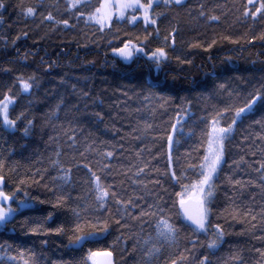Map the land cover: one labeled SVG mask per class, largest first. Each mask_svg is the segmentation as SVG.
<instances>
[{
  "label": "trees",
  "instance_id": "16d2710c",
  "mask_svg": "<svg viewBox=\"0 0 264 264\" xmlns=\"http://www.w3.org/2000/svg\"><path fill=\"white\" fill-rule=\"evenodd\" d=\"M4 2L6 9H0V98L11 87L16 96L11 116H24L14 130L0 126V175L5 177V191H13L23 179V190L45 203L37 201L34 209L0 226V264H85L90 249L110 250L115 264H145L139 241L152 229L144 224L142 232L139 220L131 218L122 221L124 227L115 224L119 217L114 203L109 204L113 222L98 241L72 247L68 239L71 233L46 231L64 221L67 212L57 208L53 220H45L62 194L53 188L51 179L57 175L51 163L57 159L56 150H60L62 165L71 168L72 183L64 193L74 201L89 195L85 183L89 174L84 165L95 171L107 164L106 182L113 183L123 199L137 204L129 209L132 215L147 211L156 195L162 194L155 185L157 179L168 189L163 195L171 204L168 194L179 191V185L156 171H169L167 133L179 120L183 135L177 137L180 143L172 152V170L178 171L203 155L201 129L215 110L226 105L242 107L257 91L264 95V40L260 39L264 16L245 18L242 12L247 0H184L179 7L155 8L154 12L164 15L158 17L156 26L148 28L153 35L147 46H163L168 52V60L157 71L145 59L128 64L111 54V47L120 46L125 39H143L142 22L135 26L115 23L111 29L98 31L94 23L66 11V0ZM21 2L35 7L36 14H20L17 5ZM201 11L204 16H200ZM49 12L56 20L68 19L69 27L45 20ZM209 16L219 20L211 21ZM173 28L174 46L171 37L164 42ZM213 39L216 43L209 48ZM20 75L25 79L35 76L30 94L20 92ZM232 114H225L221 123H230ZM29 119L33 123L25 133ZM73 136L75 144L69 139ZM262 136L264 100L237 121L226 145V162L217 180L210 218L225 231L222 244L211 252L200 243L193 247L182 230L178 245L165 246L152 264H171L173 259L177 264H199L204 255L211 264H240L234 257H242L244 264H260L264 258L256 249L264 251V170L257 169L264 164ZM108 151L113 152L111 158L104 156ZM138 169L143 171L138 173ZM233 207L249 215L234 218ZM37 224L42 230L32 233L30 229ZM198 239L206 242L204 235ZM181 254L186 259H180Z\"/></svg>",
  "mask_w": 264,
  "mask_h": 264
},
{
  "label": "snow or ice",
  "instance_id": "6c2138e0",
  "mask_svg": "<svg viewBox=\"0 0 264 264\" xmlns=\"http://www.w3.org/2000/svg\"><path fill=\"white\" fill-rule=\"evenodd\" d=\"M184 0H66L65 10L73 12L78 19H84L85 22H92L98 26V31H103L105 28L111 29L115 23H127L135 26L142 22L145 35L143 39L137 36L135 40L125 39L120 46L111 47V54L114 59H118L125 63L145 59L155 66L159 71L161 65L168 60V52L166 47H155L149 49L147 42L149 37L153 35L148 31L149 27L156 26L158 17L163 16V13L154 12L155 8H164L170 6H182ZM4 0H0V9H6ZM20 14L25 17L34 16L37 9L32 6L17 5ZM258 14L264 16V0H247L243 5L242 15L247 18L251 17L254 20ZM200 16H204V12H200ZM47 21H53L54 24H62L66 28L69 27L68 19L56 20L51 12L44 17ZM209 20L218 21V16H209ZM155 33L159 36V28L156 27ZM176 29L173 28L169 35L164 37L165 44L168 43L171 37V43L175 45L174 34ZM27 36V33H24ZM223 39L229 40L231 37L224 36ZM253 39H256L254 36ZM260 39L264 40V33H261ZM236 42V41H233ZM15 43V41H13ZM216 40L213 39L208 47L211 48ZM191 46V45H190ZM180 60V57H177ZM190 61H181V63ZM18 86L22 94H30L31 89L36 84L35 76H29L25 79L22 75L17 77ZM11 87L0 98V126L5 130H14L17 126V121L24 114L20 113L15 118H12L10 108H14L16 96L11 94ZM264 100V95L260 91L251 95L242 107L226 105L225 107L215 110L214 114L209 119H206L205 127L201 129L200 147L203 148V155L197 156L195 160L187 162L186 167H180L178 171L172 170L173 147L180 143L178 136L183 135V127L178 120L171 125V131L167 133V148H168V164L169 171L160 172L156 170L161 178L168 177V180L179 185V191L168 194L171 204L164 199L163 193H168V189L161 183V179L155 181V185L161 189L162 194H157L154 202L147 206V211L141 210L138 215H132L130 208L137 207L136 202L132 199L125 200L121 193L115 190L113 183H107V177L104 175L106 171H110L107 164H101L97 170H93L88 164L84 167L87 169L89 178L85 183L88 185L87 198H74L70 194L64 193V189L71 183V168H65L59 160L60 150L57 148V159L51 161L57 171V175L52 177L53 188L62 194L56 197L55 203L52 204L53 211L48 212L45 220H53L54 211L57 208H66L65 220L55 228H48L46 231L56 234H67L72 247H82L85 243L98 241L109 230V225L113 222L112 210L109 207L110 203L116 205L115 215L119 218L114 222L121 227L122 221L127 222L128 218L133 220L138 219L143 232V225L148 224L152 229L151 233H147L139 241L143 245V257L145 264H152V261L162 253L165 246L178 245V238L182 230L186 231L189 236V242L196 246L200 243L206 247L209 252L217 249L223 242L225 231L220 223L212 224L211 216L213 214L214 201L217 196V180L220 179V172L226 162V145L230 140L234 125L237 121L243 118L246 113H251L254 105ZM59 105L57 106V110ZM233 113L231 122L222 124L221 120L225 114ZM99 116V113H97ZM32 120H27V125L24 129L28 131V126L32 125ZM151 125H146L150 128ZM195 133H190L194 135ZM52 139V138H50ZM72 143L75 144V137H70ZM264 139V136L261 137ZM197 152L199 149L196 150ZM83 153H81V156ZM104 156L111 158L112 151L104 153ZM0 168H3V163L0 162ZM264 170V164L260 165V169ZM138 173L143 169H138ZM39 174V173H37ZM43 179V177H41ZM264 180V177H262ZM167 182V181H166ZM33 183L39 181L33 180ZM229 183L239 185L238 180H229ZM5 177L0 175V226L10 223L17 215H20L26 210H32L38 201L40 204L45 203L44 200H39L38 197H32L29 193L23 190L26 186L22 179L13 191H5ZM47 188L48 186L45 185ZM53 189H49L52 191ZM22 193V195H21ZM19 196V199L17 198ZM174 197V199H173ZM73 201V203H69ZM15 204V207H13ZM105 213H109L105 215ZM234 215L247 216L249 213L242 210L240 207H233ZM255 219V217H252ZM87 229V230H86ZM42 230L37 224L36 227L30 229L32 233H37ZM204 235L206 242H200L198 237ZM195 238V239H192ZM261 258H264V251L256 249ZM113 253L108 249L89 250L85 257V264H113ZM180 259H186L181 254ZM239 259L240 264H244L242 257H234ZM171 264H177V260H171ZM199 264H211L208 255H204L199 260ZM264 264V259L260 262Z\"/></svg>",
  "mask_w": 264,
  "mask_h": 264
},
{
  "label": "water",
  "instance_id": "95a60500",
  "mask_svg": "<svg viewBox=\"0 0 264 264\" xmlns=\"http://www.w3.org/2000/svg\"><path fill=\"white\" fill-rule=\"evenodd\" d=\"M112 260H113V264H115V262H114V256L112 255Z\"/></svg>",
  "mask_w": 264,
  "mask_h": 264
}]
</instances>
